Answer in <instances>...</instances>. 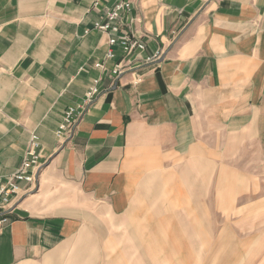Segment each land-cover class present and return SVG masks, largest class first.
Segmentation results:
<instances>
[{
    "label": "crops",
    "instance_id": "1",
    "mask_svg": "<svg viewBox=\"0 0 264 264\" xmlns=\"http://www.w3.org/2000/svg\"><path fill=\"white\" fill-rule=\"evenodd\" d=\"M92 1L0 0V177L31 132L45 161L13 201L0 264H264V230L250 231L264 225L251 219L264 186L250 172L264 160V0H131L123 31L140 37L142 59L162 51L137 84L96 67L117 59L91 29L103 20ZM94 79L98 94L59 147L55 130ZM220 160L243 179L222 206L241 212L209 232L203 193L218 209Z\"/></svg>",
    "mask_w": 264,
    "mask_h": 264
},
{
    "label": "built area",
    "instance_id": "2",
    "mask_svg": "<svg viewBox=\"0 0 264 264\" xmlns=\"http://www.w3.org/2000/svg\"><path fill=\"white\" fill-rule=\"evenodd\" d=\"M92 6H102L101 18L103 20L94 22L91 29L107 34L110 48L106 51L105 58L107 60L117 59L108 69L102 62L96 63V67L106 70L107 76L111 79H119L124 74L130 73L133 75L131 83H139L143 76L139 72L140 67L143 64L157 63L162 56V51L157 50L142 59L140 55L145 49V45L140 41V37L123 31L124 26L133 21L130 16L132 1L113 0L111 4H105L103 0H93ZM89 30L86 29L84 32ZM114 46L121 50V56L118 58L112 48ZM99 81L100 79L92 81L81 104L69 107L65 111L62 121L55 130L59 147L66 145L73 137L86 106L99 92ZM39 148V136L37 133L31 132L20 166L6 179L0 177V233L10 222L9 214L13 209V201L35 188L39 174L45 167V161L41 159Z\"/></svg>",
    "mask_w": 264,
    "mask_h": 264
},
{
    "label": "rangeland",
    "instance_id": "3",
    "mask_svg": "<svg viewBox=\"0 0 264 264\" xmlns=\"http://www.w3.org/2000/svg\"><path fill=\"white\" fill-rule=\"evenodd\" d=\"M251 152L252 155H257L260 154L258 152V147L257 145H251ZM251 173L254 174V176L252 177V185H255L256 188L259 187V183L263 184L264 186V160L263 161H258V160H251ZM221 164H226L227 162L226 160H220V167H219V175H218V185H219V207L218 209H216L215 207L211 208L210 203H211V197L210 194L207 193H203V210H204V221H206V224L203 225V228L205 230H210V224L209 221L210 220H215L218 219L217 223L219 230H221L222 228H226L227 227V223L231 222V220H235L236 217L239 215L238 212L239 211L238 208L236 207H223L222 205L226 203L227 201V197H226V193L223 192V190L225 188L228 187H233V186H239L242 185L243 179L242 177L239 176H234L233 171L231 170V168H227L226 165L225 166H221ZM204 182H206L205 184H210L209 181V177H205L204 176ZM264 188V187H263ZM258 195L256 194V196H260L263 195L264 192H257ZM252 214H251V219H264V205H257L256 207H253L251 209ZM258 225H252V229L250 231H259V230H264V225L262 228L260 229H254V227H256ZM227 230V228H226Z\"/></svg>",
    "mask_w": 264,
    "mask_h": 264
}]
</instances>
